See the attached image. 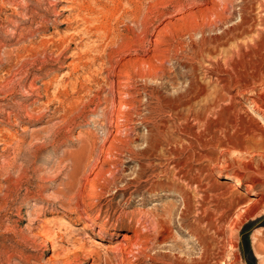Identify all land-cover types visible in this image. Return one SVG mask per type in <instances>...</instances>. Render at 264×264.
Instances as JSON below:
<instances>
[{
    "label": "rangeland",
    "instance_id": "1",
    "mask_svg": "<svg viewBox=\"0 0 264 264\" xmlns=\"http://www.w3.org/2000/svg\"><path fill=\"white\" fill-rule=\"evenodd\" d=\"M260 1L247 0L255 15ZM227 2L0 0V264H119L135 213L176 222L179 246L173 249L170 239L148 253H176L192 263L201 246L187 224H195L200 189L210 209L204 263L264 264V129L236 113L241 106L253 111L250 100L264 98V82L240 104L231 98L234 89L221 96L216 77L237 39L208 51L213 36L241 20L243 0ZM158 49L169 59L161 64L163 77L151 79L144 61H156ZM125 90L133 93L130 121L114 117ZM184 95L192 100L178 110L163 103ZM245 127L258 129L261 142L239 139ZM151 130L177 141L190 183L168 182L167 147L151 157L138 153ZM141 165L150 167L139 182ZM186 186L192 207L183 219ZM86 229L93 238L83 239ZM229 237L234 250H226ZM94 245L99 252L91 256ZM134 262L156 264L148 257Z\"/></svg>",
    "mask_w": 264,
    "mask_h": 264
},
{
    "label": "bare ground",
    "instance_id": "2",
    "mask_svg": "<svg viewBox=\"0 0 264 264\" xmlns=\"http://www.w3.org/2000/svg\"><path fill=\"white\" fill-rule=\"evenodd\" d=\"M103 1V0H102ZM223 2L228 3V0H221ZM258 1V0H257ZM230 2V1H229ZM232 2V1H231ZM230 2V3H231ZM242 10H241V20L230 26L228 29L224 30L223 34L221 35H215L211 39V46L209 47L208 51L210 53H213L216 51V49L219 46H222L224 44H228L229 41H232L234 39H237L236 44L231 45V47L226 50V63H227V69L221 70V75H217L216 81L219 85H221V96H224L223 91H231L232 89L236 90V93L232 95V99L240 104L242 101L238 100L241 99V97H245L249 93H252L255 91L256 87H258L261 83L264 82V0L260 1V7L259 11L256 13L257 15L253 14L250 10V6L247 0H243ZM255 2V0H254ZM43 3V2H42ZM250 3V1H249ZM256 3V2H255ZM233 4V3H232ZM259 4V3H258ZM226 5V4H225ZM241 5V4H240ZM119 6V5H118ZM101 7V6H100ZM226 7V6H225ZM90 8V7H89ZM232 8V5H231ZM256 8V7H254ZM102 9V7H101ZM104 10V9H103ZM122 10V9H121ZM224 10V9H223ZM222 10V13H223ZM228 11V10H227ZM230 11V10H229ZM136 12V11H135ZM225 12V11H224ZM221 13V14H222ZM89 14L92 15V10L89 9ZM225 14V13H224ZM232 15V13H231ZM239 15V14H238ZM88 16V15H86ZM233 16V15H232ZM240 16V15H239ZM108 17V16H107ZM223 16H221L222 18ZM228 17V16H227ZM231 17V16H230ZM79 18V17H78ZM228 19V18H226ZM85 21H89L90 17H84ZM225 20V19H224ZM105 21V20H104ZM218 21V20H217ZM141 22V21H140ZM142 25V24H141ZM96 28V27H95ZM101 29V28H98ZM82 30V29H80ZM100 31V30H99ZM102 31V30H101ZM141 31V30H140ZM97 32V31H96ZM104 32V30H103ZM137 32V31H136ZM95 33V32H94ZM99 33V32H98ZM75 34V33H74ZM89 34V33H88ZM100 34V33H99ZM98 34V35H99ZM105 32L103 33V35ZM124 34V33H123ZM106 35V34H105ZM134 39H137L139 37V34L135 33ZM86 36V35H85ZM101 36V35H100ZM206 36V35H205ZM106 37V36H105ZM111 37V36H110ZM148 37V36H147ZM244 40H239V38H242ZM96 38V37H95ZM101 38V37H100ZM99 38V39H100ZM120 38V37H119ZM141 39V38H140ZM117 40V39H116ZM138 40V39H137ZM96 41V40H95ZM204 43H208L207 39L203 40ZM82 42V41H81ZM99 42V41H98ZM103 42V41H102ZM133 42V41H132ZM108 43V42H107ZM84 44V43H83ZM81 45V44H80ZM91 45V44H90ZM193 45V44H192ZM201 45V44H200ZM108 46V45H107ZM194 48V47H193ZM221 48V47H220ZM104 50V49H102ZM135 50V49H134ZM215 50V51H213ZM125 51L124 47L119 50V52ZM169 51V50H168ZM170 52V51H169ZM195 52H199L198 45L195 46ZM112 53V52H111ZM114 53V52H113ZM98 55V54H97ZM115 55V54H114ZM113 55V56H114ZM152 55V54H151ZM153 58L156 61L147 60L144 61V64L149 69V76L152 78H162L163 74L161 73L163 71V62H165L167 59L166 56L168 55L166 53V49H158L157 52L153 54ZM221 55V54H220ZM103 57V56H102ZM109 62H112V57L107 54ZM166 58V59H165ZM198 58V57H197ZM205 58V57H204ZM117 59V56H116ZM208 59V58H207ZM210 60V59H209ZM118 61V60H117ZM116 61V62H117ZM199 61V60H198ZM216 61V60H215ZM186 62V61H185ZM193 62V61H192ZM201 62V61H200ZM100 63V62H99ZM106 63V62H105ZM183 63V62H182ZM190 63V62H189ZM215 63V62H214ZM101 64V63H100ZM162 64V66H161ZM196 64V63H195ZM206 64V63H205ZM213 64V63H212ZM184 65V64H183ZM187 65V64H186ZM213 67L215 65H212ZM225 66V65H224ZM185 67V66H184ZM192 68V67H191ZM146 69V68H145ZM207 70V69H206ZM123 72V70H119ZM210 71V70H209ZM214 72V70H212ZM211 71V72H212ZM216 71V70H215ZM218 72V71H217ZM190 73V72H189ZM123 74V73H122ZM195 74V73H194ZM189 75V74H188ZM125 76V75H124ZM166 77V76H165ZM164 77V78H165ZM179 77V76H178ZM210 77V76H209ZM119 78V77H118ZM174 78V77H173ZM178 80V79H177ZM182 80V79H181ZM126 79H122L118 82L119 87H124ZM189 81V80H188ZM212 81V80H211ZM153 83V82H152ZM174 83L166 82L164 83L165 86L173 85ZM217 84V85H218ZM8 85V84H7ZM218 85V86H219ZM220 87V86H219ZM194 88V87H193ZM205 88V87H204ZM126 89V88H124ZM187 89V88H186ZM219 90V89H218ZM11 91V90H10ZM122 91V90H121ZM120 91V93H122ZM9 92V91H8ZM256 92V91H255ZM104 93V92H103ZM107 93V92H106ZM124 97L123 101L120 102V105H118L114 112L115 119H118L121 117H126L127 121L129 118V110H126L127 107L133 99H129L128 96H132L133 93L130 91H123ZM136 93V92H135ZM204 93V92H203ZM188 94V93H187ZM226 94V93H225ZM91 96V95H90ZM93 96V95H92ZM135 97V96H134ZM133 97V98H134ZM131 98V97H130ZM138 98V97H137ZM200 98V97H199ZM260 98V97H259ZM217 99V98H216ZM215 99V100H216ZM220 99V98H219ZM243 99V98H242ZM81 100V99H80ZM191 97L188 95L179 96V99L176 100H165V105L171 108L172 110H178L179 106L181 107V104H189L191 102ZM223 100V99H222ZM157 101V100H156ZM98 102V101H97ZM213 102L214 99H213ZM1 103V102H0ZM235 103V104H236ZM112 104V103H111ZM87 105V104H86ZM105 105V104H104ZM191 105V104H190ZM245 105V104H244ZM93 106V105H92ZM100 107V106H99ZM238 107V106H237ZM250 107L253 111L250 110V108L244 109L242 106L236 109V113L242 117V120L246 121L248 118V121L250 123H253L255 125H258L262 130L264 125V98L262 97L261 100L251 99L250 100ZM183 109V108H182ZM104 110V109H103ZM250 112V113H249ZM252 112V113H251ZM171 113V112H170ZM184 116V115H183ZM12 118V117H11ZM19 119V118H18ZM124 120V119H123ZM110 121V120H109ZM114 121V120H113ZM180 121V120H179ZM184 121V120H183ZM262 122V123H261ZM110 123V122H109ZM127 123V122H125ZM131 123V122H130ZM124 124V123H123ZM118 125V124H117ZM126 125V124H125ZM158 125V124H157ZM107 126V125H106ZM239 126V125H238ZM118 127V126H117ZM126 127V126H125ZM125 127L123 129H125ZM130 126H127L128 128ZM253 127V126H250ZM119 128V127H118ZM117 128V129H118ZM131 128V127H130ZM155 128V127H154ZM122 129V128H121ZM129 129V128H128ZM132 129V128H131ZM160 128H158L159 130ZM220 129V128H219ZM127 130V129H126ZM130 130V129H129ZM234 130V129H233ZM258 129H252L251 128H244L241 129L239 134L237 133L236 136H238L241 140H249L250 142H253L257 145V143H260V138H257V132ZM119 131V130H118ZM124 131V130H123ZM163 131V130H162ZM167 131V130H166ZM210 131V130H209ZM259 131V130H258ZM1 132V131H0ZM159 132V131H158ZM264 132V131H263ZM152 136L148 139L149 145L143 149H139L138 153L144 155L145 157H151L154 153V149L158 148H166L165 152L167 153L168 158L173 160L171 162L172 168L167 170L165 174L168 176L169 181L179 186V183L183 181H188L187 174H184V168H185V162H182L181 156H179L180 148L178 147L177 141H169L168 139L162 138L161 134L158 136L157 133H154L153 130H151ZM1 135V134H0ZM163 135V134H162ZM234 135V134H233ZM134 136V135H133ZM166 136V135H165ZM188 137V136H187ZM0 138H2L0 136ZM167 138V137H166ZM226 138V137H225ZM191 139V138H190ZM229 139V138H228ZM231 139V138H230ZM233 139V138H232ZM3 140V139H2ZM5 140V138H4ZM3 140V141H4ZM227 140V139H226ZM236 140V139H235ZM2 141V142H3ZM9 141V140H8ZM181 141V140H180ZM146 142V141H145ZM231 143H237L234 140H230ZM245 142V141H244ZM247 142V141H246ZM1 144V143H0ZM181 144H185V142L182 140ZM8 145V144H7ZM247 145V144H246ZM252 145V144H251ZM184 146V145H183ZM250 146V144L248 145ZM247 146V147H248ZM223 147V146H222ZM222 150V149H221ZM159 151V150H158ZM157 151V152H158ZM116 152V151H115ZM164 152V153H165ZM261 152V151H260ZM163 153V154H164ZM158 154V153H157ZM160 154H162L160 152ZM110 157V156H109ZM162 157V156H161ZM113 158V157H112ZM108 159V158H107ZM170 160V161H171ZM150 163V162H149ZM152 163V162H151ZM168 163V162H167ZM14 166V165H13ZM149 166V165H148ZM11 167V166H10ZM116 167V166H115ZM150 167V166H149ZM149 167L147 166H140V170L138 171L137 180L139 181V178L143 176L146 169ZM153 167V166H152ZM152 169V168H151ZM117 170V169H116ZM110 172H112L111 169H109ZM148 171V170H147ZM118 173V172H117ZM157 173V172H156ZM164 173V172H163ZM201 173L202 168L199 165L198 168V179L197 182L199 184V187L202 185L201 180ZM155 178V177H154ZM197 178V177H196ZM167 179V178H166ZM135 181V179H134ZM141 181V178H140ZM139 181V182H140ZM156 181V180H155ZM191 181V179H190ZM137 182V181H136ZM138 182V183H139ZM159 181H157L158 183ZM189 182V181H188ZM132 183H134L132 181ZM137 183V184H138ZM162 183V182H161ZM190 183V182H189ZM195 183V182H194ZM193 183V184H194ZM130 184V183H129ZM142 184V183H141ZM140 184V185H141ZM155 184V183H154ZM160 184V182H159ZM241 184L240 178H235V181L233 182L232 186L237 188V186ZM136 185V184H135ZM195 185V184H194ZM91 188H95V184H90ZM132 186V185H131ZM151 186V185H150ZM149 186V187H150ZM159 186V185H158ZM173 186V184H172ZM134 187V186H133ZM184 187V186H183ZM90 188V189H91ZM137 188V187H136ZM139 188V187H138ZM143 188V187H142ZM141 188V189H142ZM191 189V187H190ZM92 190V189H91ZM199 190V189H198ZM149 191V190H148ZM197 191V190H196ZM200 193L198 196V203L196 205V214H195V224L189 223L187 225L190 226V231H192L195 235V237L198 240L199 245L201 246V252L199 253V257L192 260V263H190L186 257H183L176 253H156L155 255H152V253H148L147 251L151 249L155 244L157 243H166L170 239H173L175 242V245L173 246L175 249L176 246H179V240L177 235L173 232L174 227L176 226V222L174 221V224L169 221V223L161 224L160 221L156 220L155 218L152 219L149 215L146 214H140L137 216L135 214H132V217L130 218V221L132 223L129 230L132 232V234H125L124 240H126L125 245L121 249L122 255L119 260V264H135L134 261L137 260L141 261V259H144L145 257H148V259H151L152 261H155L156 264H205L204 258L206 255V236L205 233H203L204 228V222L205 217L208 215V211L210 210L205 204L203 203L201 189L197 191ZM133 193V192H132ZM176 193V192H175ZM141 194V193H140ZM192 194V193H191ZM191 194L189 195V187L187 186L185 188H182V200L185 202V209H183L182 212V218L184 219L189 210H191L192 203H191ZM131 195V194H130ZM127 196V195H126ZM132 196V195H131ZM130 197V196H129ZM195 197V196H194ZM197 197V196H196ZM264 198V197H263ZM197 200V199H196ZM255 200V199H254ZM257 200V199H256ZM146 201L145 198H143V202ZM183 202V203H184ZM255 202V201H254ZM257 202V201H256ZM255 202V203H256ZM259 202V200H258ZM131 204V203H130ZM233 208V207H232ZM193 209V208H192ZM195 209V208H194ZM143 210V209H142ZM142 213V212H140ZM167 213V212H166ZM168 214V213H167ZM151 215V214H150ZM164 215V214H163ZM166 216V215H165ZM168 217V216H167ZM173 218V216H171ZM170 217V218H171ZM157 218V217H156ZM166 218V217H165ZM162 219V218H161ZM171 220V219H170ZM207 220V219H206ZM61 224L68 225L71 227H74L73 224L66 218H61L58 220ZM164 221V220H163ZM167 221V220H166ZM194 221V220H193ZM188 222V221H186ZM191 224V225H190ZM181 225L185 226L184 223ZM222 225V224H221ZM104 227V226H103ZM106 227V226H105ZM186 227V226H185ZM90 228V227H89ZM211 228V227H210ZM118 229H126L122 226L118 227ZM206 231V229H205ZM218 231V230H217ZM106 232V231H104ZM83 239H90L93 238L91 235L92 232L90 230H85ZM113 234V233H111ZM208 235V234H207ZM96 240V239H95ZM82 243V242H81ZM158 245V244H157ZM208 246V245H207ZM95 247V245L93 246ZM97 247V246H96ZM93 248L91 251H88V254L91 256H94L98 254V248ZM84 246L79 247L78 252L79 254L83 251ZM236 249V244L234 241L229 237L226 250H234ZM115 251V250H114ZM117 251V250H116ZM225 251V250H224ZM86 254V253H85ZM121 254V253H120ZM118 256V254H117ZM222 256V255H221ZM170 262H167V261ZM141 263V262H140ZM138 264V263H137ZM142 264V263H141Z\"/></svg>",
    "mask_w": 264,
    "mask_h": 264
}]
</instances>
